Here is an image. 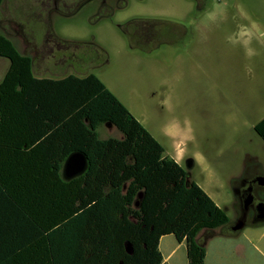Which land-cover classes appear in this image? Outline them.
Masks as SVG:
<instances>
[{"label": "trees", "instance_id": "1", "mask_svg": "<svg viewBox=\"0 0 264 264\" xmlns=\"http://www.w3.org/2000/svg\"><path fill=\"white\" fill-rule=\"evenodd\" d=\"M161 25L171 23L132 20L131 46L143 49L165 33ZM0 56L9 59L0 82V264H167L159 243L168 234L186 242L189 264H205L207 240L231 218L102 80L37 77L34 58L3 34ZM103 124L122 137L101 138ZM254 129L264 140V118ZM77 151L87 168L66 179Z\"/></svg>", "mask_w": 264, "mask_h": 264}, {"label": "rangeland", "instance_id": "2", "mask_svg": "<svg viewBox=\"0 0 264 264\" xmlns=\"http://www.w3.org/2000/svg\"><path fill=\"white\" fill-rule=\"evenodd\" d=\"M53 4L57 9L46 10ZM77 4L3 0L0 34L34 58L37 77L95 74L233 223V180L249 164L264 171V140L254 129L264 117V0ZM134 19L169 21L171 27L158 28L183 30L172 43L153 34L143 49L133 48L127 32ZM8 66L0 56V82ZM99 134L122 137L107 124ZM207 248L211 264H264V224L219 233Z\"/></svg>", "mask_w": 264, "mask_h": 264}, {"label": "flooded vegetation", "instance_id": "3", "mask_svg": "<svg viewBox=\"0 0 264 264\" xmlns=\"http://www.w3.org/2000/svg\"><path fill=\"white\" fill-rule=\"evenodd\" d=\"M69 1H72L73 3L74 0H69ZM84 1L86 0H75V4L78 3L77 4L78 6ZM56 2H58V0H54V3ZM55 9H57V6L54 7V4H53L52 6H49L46 10L52 11ZM0 22L1 23L3 22L1 15H0ZM181 29L182 28L166 29L164 33V35L166 36L165 43L167 44L172 43L175 37H179L181 35L180 33ZM262 175H264V171L262 170L260 165H257L256 163L249 164L245 172L243 173V175L240 178H236L233 180L232 189H233V192L234 190H236V193L234 194L236 195V199H237L236 201L237 218L233 223H231L230 226H227L225 229H230L232 225L240 218L246 220V226L251 225V224L252 225L264 224V222L259 223V224H253V221L258 213L259 205L264 203V184L259 182V179ZM249 194H253L254 197H253L252 203L249 205L248 209L245 211L244 202H245V199H247V197L249 196Z\"/></svg>", "mask_w": 264, "mask_h": 264}, {"label": "water", "instance_id": "4", "mask_svg": "<svg viewBox=\"0 0 264 264\" xmlns=\"http://www.w3.org/2000/svg\"><path fill=\"white\" fill-rule=\"evenodd\" d=\"M88 165V160L86 155L83 152L77 151L72 153L66 160L64 164L63 174L66 179L74 178L80 174H82ZM193 165V160L189 159L188 166L191 167ZM259 182L264 184V175H262L259 179ZM236 193V190H234ZM143 194L141 193L139 198H142ZM253 194H249L247 199L244 202L245 211L248 209L249 205L253 201ZM139 205V201L136 203ZM264 222V203L260 204L258 207V213L253 221V224H259ZM246 226V220L240 218L237 220L232 227L230 228L232 233H237L241 231Z\"/></svg>", "mask_w": 264, "mask_h": 264}, {"label": "crops", "instance_id": "5", "mask_svg": "<svg viewBox=\"0 0 264 264\" xmlns=\"http://www.w3.org/2000/svg\"><path fill=\"white\" fill-rule=\"evenodd\" d=\"M41 78H43V77H41ZM108 126H110V125H108ZM110 127H113V126H110ZM98 131H99V129H98ZM103 139H106V138H103ZM175 160L177 161V159H175ZM177 162H179V161H177ZM219 233L228 234V229H224V230H222V232H217L215 235H217ZM214 236H212V237H214ZM212 237L209 238L206 242L207 253H206V258H205V264H211L210 260H209V253H208L207 245H208L210 239H212ZM159 248H160V251L163 255L164 262H166L167 264H189L186 242L185 241L179 242L174 235L168 234V235L162 236L160 239Z\"/></svg>", "mask_w": 264, "mask_h": 264}]
</instances>
